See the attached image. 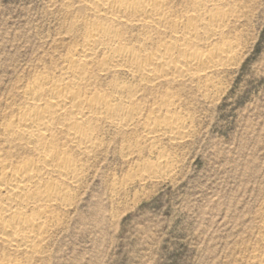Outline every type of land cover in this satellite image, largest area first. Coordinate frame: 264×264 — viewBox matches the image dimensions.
Here are the masks:
<instances>
[{
    "label": "rangeland",
    "instance_id": "374dc122",
    "mask_svg": "<svg viewBox=\"0 0 264 264\" xmlns=\"http://www.w3.org/2000/svg\"><path fill=\"white\" fill-rule=\"evenodd\" d=\"M167 3L170 22L149 29L103 19L80 0H0V158L10 167L37 160L25 141L16 144L3 133L26 107L34 74L61 79L68 56L81 52L93 22L120 27L116 43L142 55L164 43L202 53L198 69L149 81L125 68L104 73L110 49L97 50L80 92L109 95L112 104L131 110L127 122L104 116L87 122L97 141L87 151L57 133V146L69 150L81 171L78 179L61 185L55 175L45 177L60 182L66 205L57 202L47 214L39 247L23 252L0 243V260L264 264V0ZM214 8L228 12L221 32L200 27V37H189L175 23L195 22L187 15ZM118 88L128 97L115 93ZM170 116L174 129L164 127Z\"/></svg>",
    "mask_w": 264,
    "mask_h": 264
},
{
    "label": "bare ground",
    "instance_id": "6f19581e",
    "mask_svg": "<svg viewBox=\"0 0 264 264\" xmlns=\"http://www.w3.org/2000/svg\"><path fill=\"white\" fill-rule=\"evenodd\" d=\"M80 1L91 11L97 14L99 13V17L103 19L107 18V20H114V22L117 21L118 23L121 22L123 27L128 23H141L146 27H164L165 24L170 22L168 20L169 13L167 15L168 9L166 8L168 7L166 6L167 0ZM219 8L210 9L207 14H201L198 10H195L187 15L189 19L195 22L186 24L179 22V24L178 21L175 20L177 21L175 23L178 24L184 35L189 37L198 35L199 30H201L200 27L209 28L212 33L221 32L220 30L223 28L222 22L227 18L228 12L226 9L221 10ZM101 20L102 19L93 22L92 28L85 36L83 35V47L78 56H68L66 67L64 66L65 68L62 69L61 74L59 73L61 79L59 78L56 81V79L54 80L52 78L53 80H51L50 77L47 76V73V75L43 74L44 71L43 73L38 72L34 74L31 80L32 83L29 82L30 87L25 90H28L27 101L25 102L27 104L26 107L19 109L16 116L13 117L11 122L3 129L5 137L12 141H25L26 146L37 156L36 161H24L22 159L23 161L21 160L20 164H18L17 161L16 163L18 165L15 163V167H10L12 164L9 165L8 162L0 158V195L3 197L0 201V243L8 244V246L15 251L32 252L39 247L41 239H43L42 234L47 230L45 229L47 227V214L52 210L51 208L54 204L57 202L64 203L67 200L66 198H68L64 190H62L60 182L62 183L61 185L65 182L74 183L78 179L79 172H81L77 168L78 166H76L77 163L75 165L71 161L69 150L65 147L57 146V133H62L61 135L64 134L67 140L71 142L70 145L72 144L78 150L87 151L92 149L90 147L93 143L97 142L92 135L94 127L88 125L89 123L87 124V122L95 118L97 119L100 116H104L117 124H125L127 122L131 110L125 109V106L121 107L114 103L112 104L110 102L111 99H107L109 95L106 97L90 96L80 92L82 85L86 81L85 73L88 71L90 67L89 64L91 65L92 58L99 48L107 47L110 49V53L105 60L103 59L104 63H102L100 69L103 72L106 71V73L110 68H125L138 73L139 76L147 78L149 81H154L160 78L162 74L181 73L187 72L190 69L199 68V54L202 53L196 51L191 54L192 52H188V49L186 50L180 47L175 51V49H173L174 45L170 46L164 43L162 45L159 44L160 46L152 53H143L145 55H142L134 48L116 43L117 38L120 39L121 37L119 35L121 32H119L118 29L120 27L117 28L113 24L103 26ZM149 29L148 31H150ZM123 30L125 33V29ZM204 31L206 32V30ZM210 31L208 30V32ZM140 38L142 39L143 36ZM141 39L139 40L140 42ZM158 40H160V38ZM125 43L127 44V42ZM225 47L222 48L225 49ZM212 50L215 52L213 48ZM209 59L213 58L209 57ZM204 60L206 61V58ZM201 62H203V60ZM214 66L215 64L212 63L208 68ZM86 84L84 85L85 87L87 86ZM124 92L123 89H115V93H118L120 96L125 95ZM166 120L164 127L169 126L171 129L176 128L172 116L168 117ZM50 175H55L60 182L52 178V180H50V178H45ZM65 203L64 205H66ZM29 209L34 212H32V215H27L26 212ZM53 212H55L54 209ZM6 259L0 260V264H20L18 262H12L10 260L11 258L9 260Z\"/></svg>",
    "mask_w": 264,
    "mask_h": 264
}]
</instances>
